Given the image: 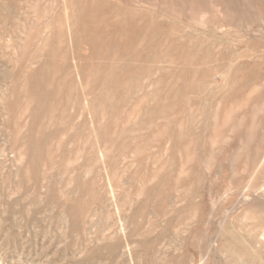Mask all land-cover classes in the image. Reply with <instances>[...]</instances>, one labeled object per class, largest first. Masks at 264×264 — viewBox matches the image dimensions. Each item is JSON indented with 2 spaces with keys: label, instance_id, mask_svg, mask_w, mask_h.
<instances>
[{
  "label": "rangeland",
  "instance_id": "1",
  "mask_svg": "<svg viewBox=\"0 0 264 264\" xmlns=\"http://www.w3.org/2000/svg\"><path fill=\"white\" fill-rule=\"evenodd\" d=\"M263 187L264 0H0V264H264Z\"/></svg>",
  "mask_w": 264,
  "mask_h": 264
},
{
  "label": "bare ground",
  "instance_id": "2",
  "mask_svg": "<svg viewBox=\"0 0 264 264\" xmlns=\"http://www.w3.org/2000/svg\"><path fill=\"white\" fill-rule=\"evenodd\" d=\"M124 72V71H123ZM107 80V79H106ZM199 84V83H198ZM197 86V85H196ZM198 87V86H197ZM200 90V89H199ZM113 96V95H112ZM252 188H256V185H253L252 186ZM262 191L264 192V187L262 188ZM264 215H262V216H258L257 218H256V220H258V226H262V224L264 223V217H263ZM262 236L264 237V229L262 230ZM262 237V238H263Z\"/></svg>",
  "mask_w": 264,
  "mask_h": 264
}]
</instances>
